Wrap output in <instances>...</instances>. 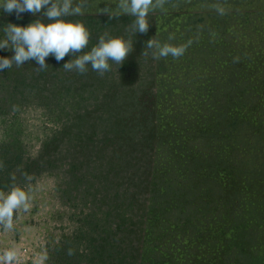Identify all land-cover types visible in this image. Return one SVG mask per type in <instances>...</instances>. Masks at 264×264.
Segmentation results:
<instances>
[{
	"label": "rangeland",
	"instance_id": "374dc122",
	"mask_svg": "<svg viewBox=\"0 0 264 264\" xmlns=\"http://www.w3.org/2000/svg\"><path fill=\"white\" fill-rule=\"evenodd\" d=\"M116 1L85 0L82 15L64 19L83 21L91 30L83 52L96 46L104 33L131 36L133 51L122 65L109 61L111 70L102 77L90 65L79 74L63 68L74 58L69 54L61 61L50 55L43 71L35 69V60L0 71V191L8 193L14 184L32 188L30 209L14 215L12 230L0 226V253L19 247V264H54L61 237L71 235L80 246L68 249L73 254L66 264H264V0H171L169 6L150 12L148 32L136 35L129 28L134 17L110 19L103 12L110 8L113 15L119 14ZM79 3L73 0V6ZM215 4L223 5L227 14L220 16ZM47 7L19 16L0 9V41L6 38L7 24L26 27L37 19L50 23L44 16ZM170 35L175 38L169 40ZM152 38L174 46L194 41L172 61L178 74L174 81L165 78L163 92L227 106L220 115H198L197 121L177 106L176 114L168 115L167 133L177 136H172L173 164L184 166L186 178L177 175L163 206L156 204L159 210L149 213L147 223L120 233L92 231L85 224L88 203L95 205L101 198L97 185L104 178L94 166L105 159L93 156L90 162L89 156L106 141L104 125L118 122V115H158L154 105L160 99L161 60L152 58L154 49H145ZM144 50L148 55H142ZM14 54L0 49V57ZM129 61L137 66L127 69ZM199 73L205 75L207 93L186 95L198 89ZM236 98L243 115H223ZM146 129L142 126L137 134L139 147L132 160L138 159L142 172L152 176L150 148L144 159L136 154ZM108 152L105 148L104 154ZM136 164L131 166L135 172ZM146 173L132 181L125 173L119 178L124 186L137 179L141 201L145 196L152 207ZM110 227L116 228L115 220ZM104 245L108 248L102 257Z\"/></svg>",
	"mask_w": 264,
	"mask_h": 264
},
{
	"label": "trees",
	"instance_id": "16d2710c",
	"mask_svg": "<svg viewBox=\"0 0 264 264\" xmlns=\"http://www.w3.org/2000/svg\"><path fill=\"white\" fill-rule=\"evenodd\" d=\"M170 1L171 0H168L165 6H169ZM118 3L119 0L114 4L117 5ZM163 21V18L159 20V28L164 27ZM160 60L161 66L157 74L159 76L160 99L154 105V112L158 115H118V122L113 124L110 120L103 127L104 137L106 138L105 143L91 151L93 155L89 156L90 162H92L93 156L98 159L103 158L105 161L94 166V170L98 172L100 177L102 176L104 178H102V181L97 185V191L101 193V198L95 201V205H90L88 203L90 213L87 215L85 224L86 226H91L88 228L89 230H95L97 232L103 231L109 234L113 231L120 233L122 230H128L130 226H136L138 223H147L150 217L149 213L153 215L156 210H159L156 208V204L163 206V202L166 201V194L168 195V192L173 189L172 187L177 179V175H182V177L185 176V178L187 176L184 166H181L180 163L173 164V155L176 149L175 146H173L175 145V139L172 138V136H177L167 133L169 126L168 121L170 120L168 115L176 114V108L179 106L184 110H189L190 112L186 115H192L191 117L196 118L197 121L198 115H220L219 113L223 112L227 106L225 105L221 108L222 104L219 102H206L205 100L194 97L207 93H205L206 90L203 88L204 85L207 84L204 73H199L198 79H196L198 89H192V93L189 91L185 92L186 95H192L194 97L193 99L172 97L175 96V94L170 90H165L163 92V89L166 87V83H164L165 78L174 81L173 79L176 78L178 72L173 71L172 61L175 60V58L171 55L166 58H161ZM164 61L168 64V67L165 69L164 67H166V64ZM129 65H133L134 68L137 66L135 62L129 61L125 65L127 69H129ZM202 69L203 67L200 66L199 71H202ZM123 70L122 74L126 72V70ZM208 92L212 93V91ZM231 101V103H228V109L223 115H243V112H239L242 110L241 101L238 98ZM126 116H129L127 119L128 121L123 119ZM153 117L158 118L156 122L151 121ZM129 118H131V120H129ZM104 119L105 118H102L101 121ZM142 126H146L147 129L143 132L144 135L141 139H139L143 143L141 152L136 154L139 159H144L147 154V149L150 148L147 158L150 160V164H152V162L155 163L152 176H149V173L147 174L146 171L142 172L143 165L141 162L137 163L139 161L138 159L136 162L137 164L132 160V154H135L133 151L139 147L137 134H139V130ZM229 136L225 138H229ZM105 148L109 149L106 155L104 154ZM192 150L198 153L199 156L197 149L193 147ZM86 153L87 152H85V154ZM129 158L130 161L128 160ZM134 164H136V172L131 170V166ZM187 172H189V169ZM124 173L132 177L130 179L131 181L134 177L138 179L140 175L146 173V182L148 183L146 191L151 193L150 196H152L153 200L151 203L152 207L147 204V201L145 202V196L141 201V196L139 195L141 191L138 189L139 184L136 182L137 179L133 184L128 183L127 186H124L121 178H119L123 176ZM98 214H101L100 218H98ZM137 216L142 219L136 220L135 218ZM95 218H97L96 222ZM114 220L116 228H113V230L110 226H112ZM131 230L135 229L133 228ZM73 232L77 234L78 230L74 229ZM63 236L65 237H61L56 252L53 255L54 264H66L73 254L69 255L68 249L80 246L74 245V242H78L76 236ZM98 248L100 249V246H98ZM107 248L106 245L102 247V257L105 256V250H107ZM114 248L117 249L118 247L115 246ZM61 251H63V253Z\"/></svg>",
	"mask_w": 264,
	"mask_h": 264
},
{
	"label": "clouds",
	"instance_id": "9594fccd",
	"mask_svg": "<svg viewBox=\"0 0 264 264\" xmlns=\"http://www.w3.org/2000/svg\"><path fill=\"white\" fill-rule=\"evenodd\" d=\"M167 2L168 0H119L117 4L119 14L113 15L110 8L103 9V12L108 13L110 19L121 15L134 17L129 25L132 33L146 34L149 30L150 12L157 8L162 9ZM45 6H49L44 16L51 21L50 23L46 24L37 19L26 27L7 24L4 28L6 38L0 41V49L7 48L15 54L11 57H0V71L10 69L13 65L22 67L26 61L31 60H35L39 65L35 68L37 71H43L49 67L46 58L50 55H53L57 61H61L72 54L74 58L63 65L66 71L75 70L79 74H85L90 65L92 71L102 77L111 70L109 61L120 66L133 51L134 42L131 36L112 37L104 33L99 36L96 46L90 51L83 52L89 45L91 30L83 21L65 20L64 17L82 15V8L86 6L85 0H81V3L76 6H73V0H3L0 9L9 14L15 11L17 16L24 12L35 15ZM213 8L220 16L227 14L226 8L221 4H215ZM174 38V35L169 36V40ZM193 42L189 40L186 44L179 46L169 43L161 45L152 38L146 42L145 49H154L152 58L156 60L169 55L179 58L185 54ZM77 53L82 54L76 55ZM142 55H148L147 51L144 50ZM12 179L15 180V175ZM27 179L30 181L31 177ZM31 192L30 184L27 190L14 184L8 193L0 191V226H3L5 231L13 229L15 214L21 210L27 212L30 209ZM68 254H72L71 250ZM20 257L19 247L5 249L0 253V264H19Z\"/></svg>",
	"mask_w": 264,
	"mask_h": 264
}]
</instances>
